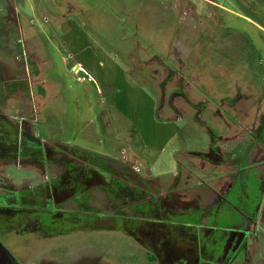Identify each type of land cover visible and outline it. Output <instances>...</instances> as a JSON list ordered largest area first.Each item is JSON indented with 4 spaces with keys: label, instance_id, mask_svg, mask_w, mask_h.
Instances as JSON below:
<instances>
[{
    "label": "rangeland",
    "instance_id": "1",
    "mask_svg": "<svg viewBox=\"0 0 264 264\" xmlns=\"http://www.w3.org/2000/svg\"><path fill=\"white\" fill-rule=\"evenodd\" d=\"M65 19L122 66L124 74H111L125 93L121 108L94 101L86 109L74 96L80 86L98 85L74 80L61 38ZM35 48L52 63L39 79L46 81L41 97L33 96L35 87L25 90L36 80L23 72V60ZM60 56L69 60L65 70ZM162 60L168 79L159 104L160 86L151 82H161ZM134 67L140 72H127ZM173 88L181 89L175 120L165 100ZM97 109L104 124L99 118L87 126ZM151 120L177 127L163 152L149 144L163 145L172 130L152 134L159 125ZM217 137L231 166L225 170L240 165L249 147L242 165L249 172L234 168L241 184L206 208L170 212V220L140 210L170 184L148 201L143 184H126L124 172L70 167L67 154L54 158L75 149L114 163L133 152L154 163L150 172L139 166L153 184L189 168V192L208 191L218 172L187 165L207 149L206 164L212 162ZM0 264H264V0H0Z\"/></svg>",
    "mask_w": 264,
    "mask_h": 264
},
{
    "label": "crops",
    "instance_id": "2",
    "mask_svg": "<svg viewBox=\"0 0 264 264\" xmlns=\"http://www.w3.org/2000/svg\"><path fill=\"white\" fill-rule=\"evenodd\" d=\"M72 22L71 19L66 20L65 19V25L63 28V34H70L73 35L75 38V41H73L74 45L72 47H67L66 46V51H69L72 53V56H70L73 60L72 65L70 66L71 70L74 73H77L74 80L76 81V83H81L84 82L86 80H90L91 82H95L98 87H96L95 85L90 86H80V89L77 90L76 94L74 95L76 98L84 100V104H85V108L87 109L88 107L92 106L94 101L96 103V107H101L104 105H107L105 109H110L112 106H116L115 108H121L120 104L122 101H120V99L125 98V94L124 91H122V96H120L119 92H118V87L119 84L118 82L111 76V74L117 73L118 71L123 73V68L122 66H120L118 64V62L116 61V58L111 57L110 55H108L107 53H104L98 45L94 44L91 40V36L84 32H80L78 31V28H74L71 24L69 23ZM59 41L58 44H60V37L57 36L56 37ZM71 39V38H70ZM78 40L81 41V44H78ZM57 41V42H58ZM64 44V43H63ZM81 45V47H76V45ZM92 45H95V47H92ZM62 45H58L57 47V54H59L63 49L61 48ZM26 54V58L25 60H23V72H26L27 77L31 76V78H33L36 81H33V84L31 85L30 83L28 84V86L25 87V90H28V88L31 87H35L34 91L32 92L33 96L34 94L36 96L41 97V95H43L44 90H46V81H40V77L44 76L43 75V70L44 68H50L52 66V63H50L49 61L50 58H45V57H41L42 55L39 53L38 49L35 48V55L33 54H29L28 51L25 52ZM31 56V57H30ZM32 57H34V59H32ZM60 62L62 65H64V67H62L64 70L68 68V66H66V64L69 62L68 59H66L65 57H61L59 58ZM29 62H32L36 65V68L33 70L30 67ZM163 64V60L161 62V66H160V75H158V77L160 78V83H156V79L155 77H152V82L151 84L156 86H160L158 88H160L161 92V99H160V103H162L164 101V94H165V85L167 83V76H163L165 74L162 73L161 68ZM133 68V67H132ZM113 69H117V70H113ZM82 71L83 73H86L87 75L89 74V77H84V75L82 76H78V73ZM140 72V69H137L136 67H134V69H129L127 72L128 73H133V72ZM152 70H150L151 72ZM124 74V73H123ZM26 76V75H25ZM142 77L144 76H149L148 74L144 73L141 74ZM14 77V76H13ZM151 78V77H150ZM26 79V78H25ZM36 83V84H34ZM128 83V82H127ZM125 82L126 85H129ZM41 85L43 87H41ZM58 88L60 87V82H58ZM105 85V88H104ZM48 88L52 87L54 89L55 86L53 85H47ZM142 91V90H141ZM171 93V95H169V99H167V97L165 96V100L168 103V106L170 107L171 111L173 110V112L175 113L174 115H170L167 118L168 119H179L180 115L178 114V112H176V110H178L179 108H177V104L175 103V99H177L178 97L181 96V94L179 92H181V89L177 88V89H171L169 91ZM177 93V94H176ZM29 94V93H27ZM124 96V97H123ZM188 101V98H186ZM97 107V108H98ZM91 109V108H90ZM160 110V107H157V111ZM98 113H94V118L91 116L90 119H88L86 121V125L89 126V123L91 124L92 122H94L95 120H97L98 122L100 121V119L102 118V116L100 117V111L97 109ZM100 118V119H99ZM102 124H104V119L102 118ZM153 122V120H151ZM230 121V120H229ZM172 126H169L171 125ZM159 122L157 124H155L153 122V124L157 127V125H159V128H154V132H152V134H156L157 131L159 132L160 129H165V126H168L172 131L169 133L168 137L164 138V142L163 145L159 144H155L156 140L154 141V143H150L149 145L154 147V148H160L161 152L165 151V147L166 145L170 142V140L173 139V136L178 132L177 127L174 123L172 122ZM168 124V125H167ZM110 125V122L107 124L106 123V127ZM163 126V127H160ZM176 127V128H175ZM130 131V130H129ZM80 132H84L82 129ZM32 136V134H29V137ZM223 137V136H222ZM222 137H217V141H216V147L220 150L218 151L217 154L218 156L213 158L212 162L207 163L206 164V160L204 158L203 155H205V152L208 151L204 150V153L199 154L200 158L199 159H195L194 161L190 162L187 165L188 167L193 166V164L195 165V167L197 169H204L206 167H208L210 170H216L218 172V177H216L215 179H213L214 184L210 185L208 187V191H202L197 189H194L192 191L189 192L188 188L186 187L187 184H190V180L191 177L189 176V174L192 173V170H190L189 168L186 169L184 168V170L179 169L178 172H176V176L175 178H171V182L168 183V181H166L164 183V181H157L154 186H157L158 188H160L161 185V189H162V184H170L169 186H167L165 189V192H160L158 195H160L161 199H165L164 201L167 200L166 202V206L165 209L162 210L161 208H159L158 214L162 215L163 213H165L166 209L171 208V206L169 205V202H172V206L177 204H181V207L177 206L174 207L173 209L171 208L170 210L172 211L171 214H183L184 212L187 211L188 208L190 207H197L200 208V205L202 206H210L214 200H215V196H218V201L222 199L223 195L226 194L229 190H231V188L234 186V184H241L243 180L239 181V179L237 178L238 173L236 172V169L234 168H242V165L245 163L247 157H248V151H249V147H247L245 150L246 152L244 153L240 165L234 166V168L232 167V169H228L225 170L224 168L227 167H231V166H225L224 164V155L222 154V150L220 148V146L218 145V142L220 140H223ZM121 140H129V137H127L126 139H124V137L121 138ZM236 141V140H234ZM64 150V149H63ZM65 151H68L67 149H65ZM69 152H63L57 155H54V158L60 159L62 156H65L66 154L70 157V161L72 162V164H70V167H76L77 165H86L88 167H95L96 164H99L100 166H104L105 170H110V169H115L119 172V176L123 175V172L125 173L126 177L130 180L131 183H126V184H153L152 183V177L149 175V179L146 176H141L139 174V166L142 165V163L144 162V157L142 155H136L135 153H130L127 155V159L126 162L123 161H115L114 163L111 162L110 159L107 160H100V161H96V157L99 155L94 154V153H87L86 151L82 150L78 153L75 152V149H71L69 150ZM62 152V151H61ZM126 153V152H125ZM230 155L233 158H236V154L234 153L232 150L229 151ZM28 157H33V156H28ZM93 157V158H92ZM108 157V156H107ZM126 158V157H125ZM192 160V159H191ZM211 161V159L209 160ZM53 163L55 164H60L61 166H63V162L62 161H57V160H53ZM145 164V169L147 172H150V170L152 168H154V163L147 165V163H143ZM117 167V168H114ZM164 167V166H163ZM172 168H174V170L177 168L174 167V162L172 163ZM247 168V170L245 169ZM137 169V170H136ZM30 170V169H29ZM249 166H245L241 169L242 172L244 173H248L249 171ZM34 172V171H32ZM232 172V173H231ZM35 173V172H34ZM236 174V175H234ZM83 178H85V181H89L87 176H83ZM82 180V179H81ZM120 180H126V178L121 177ZM98 182V180H93L92 182H90V185L93 186ZM111 181L107 182L110 183ZM203 184L206 182V179H204ZM207 184V183H206ZM205 184V185H206ZM223 184H232V185H226L225 187H223ZM245 184H247L245 182ZM188 194H191V198L186 197ZM151 196V193H149V196ZM203 196H206L203 197ZM202 197V199H200ZM205 198V199H204ZM200 199V201L198 202V200ZM215 203V202H214ZM185 204V205H184ZM168 205V206H167ZM205 207V208H206ZM161 209V210H160ZM201 211H203V209H200ZM178 217V216H177ZM176 217V218H177ZM171 219H174V217H168Z\"/></svg>",
    "mask_w": 264,
    "mask_h": 264
},
{
    "label": "flooded vegetation",
    "instance_id": "3",
    "mask_svg": "<svg viewBox=\"0 0 264 264\" xmlns=\"http://www.w3.org/2000/svg\"><path fill=\"white\" fill-rule=\"evenodd\" d=\"M160 188H161V185H160ZM160 188H158L157 186H154V184H143V185H140V189L142 190V192H144V196H145V199L146 200H148L149 198H148V196H149V193H153L152 191L154 190V192L156 193L157 192V190L158 189H160ZM150 198H154L153 197V194H151V196H150ZM156 198V197H155ZM161 199V198H160ZM150 200V199H149ZM148 200V201H149ZM165 199H161L160 201L159 200H155V201H153V202H145L144 203V206H143V208L141 207L140 208V210H142V212H143V214H146V215H150V214H157V215H159L158 214V211H157V203H160V205H162L163 206V208L165 209V206H166V202H167V200L166 201H164ZM145 205H146V207H145ZM169 205L171 206V208L173 209V206L174 207H177V206H180V205H182V203L181 204H177V206L176 205H173L172 206V202H169ZM185 205V204H184ZM168 206V205H167ZM171 208H169V209H166L165 211V213H163L162 214V217L165 219V220H170L171 218H168V215H169V213L171 212L172 213V211L170 210ZM159 209V208H158ZM164 209H162V210H164ZM161 210V209H160ZM156 215V216H157ZM155 216V217H156ZM165 216H167V217H165ZM156 232H157V230H156Z\"/></svg>",
    "mask_w": 264,
    "mask_h": 264
},
{
    "label": "trees",
    "instance_id": "4",
    "mask_svg": "<svg viewBox=\"0 0 264 264\" xmlns=\"http://www.w3.org/2000/svg\"><path fill=\"white\" fill-rule=\"evenodd\" d=\"M69 23H71V22H69ZM72 25V24H71ZM73 26V25H72ZM74 27V26H73ZM61 37V36H60ZM69 37L71 38V40H69ZM62 40H63V42L66 44V45H68V46H70V47H72L73 45H74V43H73V41H75V38L73 39L72 38V35H68V34H66V35H64V37H63V35H62ZM75 43H76V41H75ZM78 44H79V42H77ZM76 45V47L78 46V47H81V45Z\"/></svg>",
    "mask_w": 264,
    "mask_h": 264
}]
</instances>
